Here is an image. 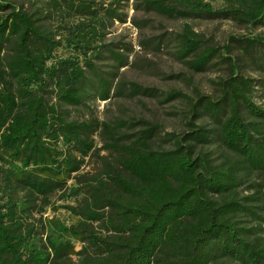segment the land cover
Wrapping results in <instances>:
<instances>
[{"label":"trees","instance_id":"obj_1","mask_svg":"<svg viewBox=\"0 0 264 264\" xmlns=\"http://www.w3.org/2000/svg\"><path fill=\"white\" fill-rule=\"evenodd\" d=\"M123 1L0 0V264H264V0L133 1L145 13L246 30L223 43L189 23L174 33L177 58L217 72L216 87L169 91L165 101L186 99L187 128L163 135L143 118L71 114L158 96L123 77L131 42L107 39L127 21ZM95 134L110 158L91 181L68 185ZM57 193L75 198L60 205L74 224L44 215L60 207Z\"/></svg>","mask_w":264,"mask_h":264},{"label":"rangeland","instance_id":"obj_2","mask_svg":"<svg viewBox=\"0 0 264 264\" xmlns=\"http://www.w3.org/2000/svg\"><path fill=\"white\" fill-rule=\"evenodd\" d=\"M133 1H123L128 5L126 8L127 21L125 23L115 22L110 28L111 32L107 35V39L122 37L131 42L134 50L131 55L132 64L122 69L123 77L143 86L156 88L158 96L138 95L115 97L109 101H96L92 103L90 110L83 107L78 110L73 109L72 117L88 119L95 116L101 121L107 122L116 118L121 120L143 118L157 123L160 135L167 132H181L187 128L185 111L188 104L184 97L165 101L166 94L171 90H180L185 95L194 97L196 88L202 93H212L216 87L212 81L216 79L217 72H192L184 60L176 56L177 42L174 40V33L179 32L184 23H189L193 30L202 33L211 43H223L228 35H241L246 30L230 21L183 20L152 12L145 13L142 10H134L132 8ZM261 31L264 32V29ZM146 39L149 41L146 45H142L141 42ZM158 40L160 45L156 44ZM94 141L92 154L86 157L85 164L76 174V180L75 178L70 179L68 185L76 181H91L92 177L102 170L101 157L110 158V150L105 148L103 136L95 134ZM156 143V146H169L168 142H161L157 139ZM258 176L264 179V173ZM74 199L73 196H67V194L60 197V194L57 193L50 198V201L60 206L65 203H73ZM50 207L51 204L47 206L44 215H54L66 225L76 222V217L61 206L56 210ZM94 225L97 224L94 223ZM79 246L80 242H76V249H79Z\"/></svg>","mask_w":264,"mask_h":264}]
</instances>
